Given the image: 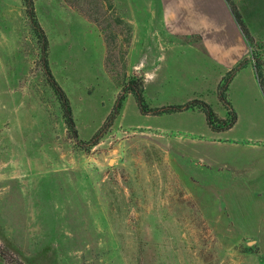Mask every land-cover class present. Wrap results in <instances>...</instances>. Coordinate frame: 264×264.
I'll return each mask as SVG.
<instances>
[{
    "label": "rangeland",
    "instance_id": "obj_1",
    "mask_svg": "<svg viewBox=\"0 0 264 264\" xmlns=\"http://www.w3.org/2000/svg\"><path fill=\"white\" fill-rule=\"evenodd\" d=\"M160 3L35 0L74 138L23 1L0 0V264H264L260 85L228 91V130L200 109L145 114L127 93L99 143L80 142L132 75L150 107L202 99L230 117L205 58L183 46L156 59Z\"/></svg>",
    "mask_w": 264,
    "mask_h": 264
},
{
    "label": "crops",
    "instance_id": "obj_2",
    "mask_svg": "<svg viewBox=\"0 0 264 264\" xmlns=\"http://www.w3.org/2000/svg\"><path fill=\"white\" fill-rule=\"evenodd\" d=\"M165 36H158L154 51L156 59L168 50L190 48L214 67L216 87L223 76L239 61L250 57V45L236 21L226 0H159ZM242 20L263 56L264 0H234ZM167 35V37H166ZM157 41V40H156ZM179 43V44H177ZM185 44V45H183ZM264 46V45H263ZM156 69V68H155ZM218 69V70H216ZM245 90L260 85L251 60L242 68L230 85L232 89ZM145 86V90H147ZM261 89V86H260ZM261 94L264 98L262 89ZM244 96V97H245ZM262 98V97H261Z\"/></svg>",
    "mask_w": 264,
    "mask_h": 264
},
{
    "label": "trees",
    "instance_id": "obj_3",
    "mask_svg": "<svg viewBox=\"0 0 264 264\" xmlns=\"http://www.w3.org/2000/svg\"><path fill=\"white\" fill-rule=\"evenodd\" d=\"M22 1L30 19L32 35L36 39L39 46V61L46 82L52 89L55 98L57 99L60 105L62 117L64 119V123L66 124L67 129L73 134L74 138H79L77 121L73 113L71 102L66 92L64 91L59 81L57 80V77L52 69V65L50 62V52H49L50 41L38 17L35 6V0H22ZM226 2L228 3L236 21L238 22L242 32L244 33L251 47L250 57L242 59L234 67H232L225 74V76H223L218 87L220 99L227 107L230 117L228 119H224L220 117L212 108V106L208 102L202 99H192L182 104H170L159 107H150L146 102L145 85L143 83L142 78L132 75L125 80L124 93L119 94L114 109L108 115L107 120L105 121L103 126L93 135V137H91L90 140L80 141L81 143L83 144L85 143L88 145L87 149H90L91 147L99 143L101 137L105 133L107 126H110L112 121L121 112L123 106V100L127 93L133 94L136 97L140 110L145 114H164V113H172V112L184 111L189 109H200L205 113L208 125L214 131H224L231 129L238 120L237 111L235 110L231 102L228 91L232 80L235 78L237 73L248 64L249 60H251L253 63L258 81L260 83L264 95V56L258 45L255 43L253 37L250 35L247 27L245 26L234 0H226Z\"/></svg>",
    "mask_w": 264,
    "mask_h": 264
}]
</instances>
